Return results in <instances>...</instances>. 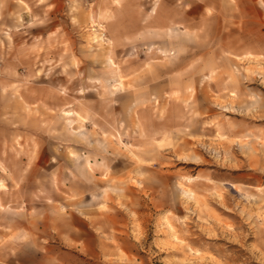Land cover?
Listing matches in <instances>:
<instances>
[{"label":"rangeland","instance_id":"rangeland-1","mask_svg":"<svg viewBox=\"0 0 264 264\" xmlns=\"http://www.w3.org/2000/svg\"><path fill=\"white\" fill-rule=\"evenodd\" d=\"M3 3L0 264H264V0Z\"/></svg>","mask_w":264,"mask_h":264},{"label":"crops","instance_id":"crops-1","mask_svg":"<svg viewBox=\"0 0 264 264\" xmlns=\"http://www.w3.org/2000/svg\"><path fill=\"white\" fill-rule=\"evenodd\" d=\"M2 2H5L2 4V8L7 11V14L10 13L12 8H16V3L18 2H32V1H38V0H0ZM78 0H63V3L65 2L66 4H72ZM18 5V4H17ZM68 7V6H67ZM73 8V6L71 7ZM69 13H71V10H69ZM98 38L95 40H98L101 36V33H99ZM170 51L169 50H164V54L167 55ZM110 60V57H108ZM53 217V215H51ZM83 221V219H81ZM108 236L107 234L104 233H97V232H84V233H79V232H63L59 233L57 235L51 234V236L48 237L47 242L49 243L46 245V251L51 252V256L56 253V257H65L66 255L72 253L79 258L83 259V256L85 255L87 257L93 258L95 261L98 259L96 254L101 253V248L102 244H107V238L103 236ZM125 236V235H122ZM122 242L128 243L129 242V237H121ZM131 242V240H130ZM123 252L125 253L126 257L131 258L132 256L135 255V252L129 248V246H123L121 247ZM94 264H97L94 262Z\"/></svg>","mask_w":264,"mask_h":264},{"label":"bare ground","instance_id":"bare-ground-1","mask_svg":"<svg viewBox=\"0 0 264 264\" xmlns=\"http://www.w3.org/2000/svg\"><path fill=\"white\" fill-rule=\"evenodd\" d=\"M99 34L98 33H95L94 37L95 38H98ZM92 37V36H91ZM92 39V38H91Z\"/></svg>","mask_w":264,"mask_h":264}]
</instances>
